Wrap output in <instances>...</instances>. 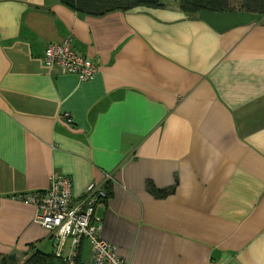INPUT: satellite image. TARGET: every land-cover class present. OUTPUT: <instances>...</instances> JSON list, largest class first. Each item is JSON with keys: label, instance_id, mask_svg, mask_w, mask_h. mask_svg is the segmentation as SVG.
Returning a JSON list of instances; mask_svg holds the SVG:
<instances>
[{"label": "crops", "instance_id": "crops-1", "mask_svg": "<svg viewBox=\"0 0 264 264\" xmlns=\"http://www.w3.org/2000/svg\"><path fill=\"white\" fill-rule=\"evenodd\" d=\"M66 39L92 80L44 65ZM54 175L74 201L103 187L99 237L126 264H264V15L0 0V255L52 254L17 197Z\"/></svg>", "mask_w": 264, "mask_h": 264}, {"label": "built area", "instance_id": "built-area-1", "mask_svg": "<svg viewBox=\"0 0 264 264\" xmlns=\"http://www.w3.org/2000/svg\"><path fill=\"white\" fill-rule=\"evenodd\" d=\"M44 65L76 74L83 82L92 80L97 73L92 61L73 49L71 39L49 43L44 50ZM64 118L71 123L68 114ZM72 189L73 181L70 177L54 175L46 190L22 194L17 199L35 208L34 224L47 231L54 255L63 259L65 264H126L117 255L115 248L99 237L101 224L95 217V210L107 198L103 187L88 185L76 201L73 200ZM68 241L70 247L65 256ZM84 242L90 246L88 263L78 260Z\"/></svg>", "mask_w": 264, "mask_h": 264}, {"label": "trees", "instance_id": "trees-1", "mask_svg": "<svg viewBox=\"0 0 264 264\" xmlns=\"http://www.w3.org/2000/svg\"><path fill=\"white\" fill-rule=\"evenodd\" d=\"M60 2L81 15L103 16L115 11L157 7L160 0H60ZM180 4L186 13L243 11L247 14L264 15V0H180ZM0 264H65V261L56 257L53 251L52 254H46L30 247L21 259L16 256L0 255Z\"/></svg>", "mask_w": 264, "mask_h": 264}]
</instances>
